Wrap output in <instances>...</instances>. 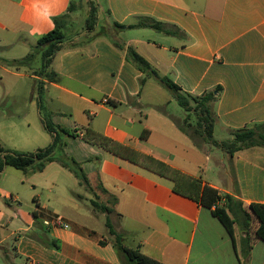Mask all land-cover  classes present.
Wrapping results in <instances>:
<instances>
[{
  "label": "crops",
  "instance_id": "obj_1",
  "mask_svg": "<svg viewBox=\"0 0 264 264\" xmlns=\"http://www.w3.org/2000/svg\"><path fill=\"white\" fill-rule=\"evenodd\" d=\"M71 1L0 0V57L20 59L3 56L15 43H22L27 55L40 36L53 30V18L66 13ZM98 3L101 24L93 40L57 53L52 68L58 80L46 83L45 98L54 122L68 131L69 154L82 163L88 179L98 182L107 199L117 198L111 217L115 227L126 232L125 244L165 264H264L262 239H255L245 254L244 233L238 226L233 237L209 207L174 192L171 179L82 137L87 128L94 129L201 178L223 197L264 203V147L230 156L202 139L198 144L179 125L188 112L164 96L168 87L141 71L126 53L132 47L185 93L202 95L221 87L214 105V138L231 139L232 130L264 122V0ZM143 16L176 25L183 34L117 26L137 24ZM150 31L151 36L145 35ZM27 69L0 62L5 75L32 80L33 99L39 77ZM0 86V104L9 92H19L16 84ZM38 111L42 115L39 107ZM17 123H10L13 132ZM33 132L25 128L19 142L7 144L0 138V145L19 151V143H41L42 135ZM38 145L26 151L41 148ZM55 162L60 164L53 161L43 171L24 172L43 173ZM70 208L79 217L72 227L64 214L40 199L33 212L22 211L20 203L8 204L10 211L0 208V264H124L107 234L106 218L87 208L81 215L79 205ZM58 216L68 227L56 223Z\"/></svg>",
  "mask_w": 264,
  "mask_h": 264
},
{
  "label": "trees",
  "instance_id": "obj_2",
  "mask_svg": "<svg viewBox=\"0 0 264 264\" xmlns=\"http://www.w3.org/2000/svg\"><path fill=\"white\" fill-rule=\"evenodd\" d=\"M75 11V2L71 1L66 13L53 18L54 28L50 32L40 36L33 51L20 59H7L0 57V62L4 65L15 68H33L38 92L39 108L47 131L52 136L51 143L31 152H20L5 148L0 145V174L5 166H12L25 172L43 171L48 163L57 161L62 166L69 169L80 181L81 184H88L89 179L80 161L74 157L57 154L65 145V134L68 131L57 125L52 118V113L46 108L45 85L48 81H57L58 74L52 68V64L57 53L66 48L69 37L67 28L70 23L72 13ZM85 32L80 37V41H75L69 47H78L93 40L101 18L98 5H93L90 12L85 17ZM122 29L133 27H150L168 35L183 34L176 25H171L163 21H158L152 17L143 16L137 24L123 25L117 23ZM127 57L134 62L137 67L147 73L148 76L155 77L158 81L168 87L179 105L188 112L187 119L180 127L188 131L196 140L202 139L205 143H210L225 150L230 156L236 152L255 147H264V122L254 123L241 129L232 130L233 138L218 141L214 138V130L218 123V117L214 105L218 99L221 87L207 91L202 95H192L185 93L174 81L168 77H163L151 66V64L132 47L126 49ZM47 110V111H46ZM192 114L197 116L196 124H192L190 119ZM83 139L93 145L104 148L111 153L127 159L135 164L147 168L157 174L171 179L174 182L173 190L177 194L190 198L196 202L209 207L213 214L217 216L225 225L229 233L234 237L235 229L238 226L244 233L242 244L244 253H250L255 239L264 241V203H245L241 199L232 195H220L219 190L211 185L205 184L199 177L192 176L178 168H175L163 161L145 155L140 151L111 139L101 132L87 128L83 134ZM222 201H224L222 203ZM117 198L111 195L107 200H101L97 196L92 200L93 206L105 215L108 236L116 248L120 259L124 264H165L144 254L139 248H131L125 244L124 230H118L112 221V213ZM243 256V254L241 253ZM242 256L239 255L241 261Z\"/></svg>",
  "mask_w": 264,
  "mask_h": 264
},
{
  "label": "rangeland",
  "instance_id": "obj_3",
  "mask_svg": "<svg viewBox=\"0 0 264 264\" xmlns=\"http://www.w3.org/2000/svg\"><path fill=\"white\" fill-rule=\"evenodd\" d=\"M73 1L75 2V11L72 13L70 23L67 28L68 35L72 39H68L66 42L67 46H70V44L75 41H80V37L85 32V17L90 12V8L93 5H98L99 8V0ZM151 33L154 32L150 31L145 35L151 36ZM32 51L33 48L31 46V51L29 53ZM26 52L27 51L22 43H15L10 46L7 52L3 53V56H15L17 58H22L26 55ZM27 72L31 74L34 73L33 68H28ZM1 76L5 80L2 81V83L0 82V85L9 86L10 84H16L19 92L16 95L14 91L9 92L8 95L2 99L0 104V138L5 140L7 144L12 143L10 142L12 140L14 142H19L22 136L21 133H23L26 128L27 132L29 133H34L33 131L36 130L42 135L43 140L41 143L38 142L34 145H28L27 147L25 145L23 146L22 143H19L20 152H29L26 150H34L37 144H40L38 146H41V148L48 146L51 140V135L47 131L43 117H41L42 115H40L38 111L39 102L37 90L34 93V98H31L30 88L32 85V80L29 77L19 79L15 76L5 75V73L0 70V77ZM153 83H155L154 80ZM164 96L167 98H174L172 91L168 88H165ZM175 101L178 103L176 99ZM45 104L47 110L49 111L47 102ZM12 122H19L17 123L18 127L15 132H13V129L10 125ZM190 122L194 125L196 124L197 116L195 114H192ZM26 123H30L32 127H28ZM230 134L233 136L232 131ZM215 137L219 139L220 134L218 132L215 133ZM66 145L62 150H59L57 154H62L64 157H71L69 154L71 147H67ZM0 157H2L1 154ZM78 181L79 179L72 172L66 168H63L56 162L52 163L45 170V172L36 173L33 175L26 174L24 171L12 166H5L4 170L0 174V208L9 210L8 204L14 207L18 206L20 203L22 211L33 212L32 210L36 205V200L40 199L42 203H49L61 214H64L65 219H68L69 227L76 225L75 216L79 218L78 214H71L73 212V210L70 208L71 206L77 207V205H79L77 211L81 215L85 214L87 209H92L93 214L97 217H105L102 212L96 210L91 202L92 200L90 201V197L95 199L96 195L98 194H100L101 197L103 195L101 200L105 201L107 199V196L99 187L98 182H91L89 180L88 184L84 183L82 186H80ZM53 184H55V186H53ZM74 192H76L75 195ZM11 196L17 197L18 201H14ZM71 201H75V204L71 203Z\"/></svg>",
  "mask_w": 264,
  "mask_h": 264
},
{
  "label": "built area",
  "instance_id": "obj_4",
  "mask_svg": "<svg viewBox=\"0 0 264 264\" xmlns=\"http://www.w3.org/2000/svg\"><path fill=\"white\" fill-rule=\"evenodd\" d=\"M56 223H60V224L63 225L64 227H68V224L65 223V222L63 221V219H62L60 216L57 217V219H56ZM46 224H49V222L46 221Z\"/></svg>",
  "mask_w": 264,
  "mask_h": 264
}]
</instances>
